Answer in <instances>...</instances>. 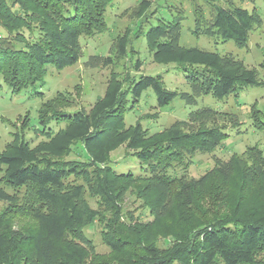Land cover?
<instances>
[{
	"label": "trees",
	"instance_id": "1",
	"mask_svg": "<svg viewBox=\"0 0 264 264\" xmlns=\"http://www.w3.org/2000/svg\"><path fill=\"white\" fill-rule=\"evenodd\" d=\"M112 2L0 0L4 85L14 95L36 92L49 67L62 71L74 66L81 56L80 39L106 31L105 13ZM151 4L142 0L137 17L145 16ZM194 21L195 35L233 40L240 48L262 25L258 12L239 6H216L210 19L196 9ZM181 33L176 19L151 27L145 35L155 63L175 64L187 74L192 92L181 95L187 105H196L201 96L224 99L244 87L264 84L257 70L231 55L183 47ZM127 46L126 36L118 40L119 56L126 55ZM261 68L264 71V62ZM149 89L161 108L178 96L166 89L160 76L135 78L128 89L114 80L89 112L68 114L64 97L45 102L38 113L42 129H36L40 143L33 146L26 137L13 135L0 153V202L8 204L0 214V264H264V148L252 146L245 158L216 161L199 179L178 176L175 170H186L197 152H213L228 139L227 123H209L210 118H228L231 129L240 123L236 114L204 108L159 133L151 134L140 122L127 127L128 97L139 102ZM249 116L254 128L264 131V113L256 105ZM51 122L64 128L47 129ZM76 143L83 144L87 163L62 159ZM121 146L146 165L140 174H117L109 166L111 153ZM129 190L142 200L152 221L124 213L121 199ZM87 192L103 206L102 239L109 249L104 255L85 234L96 218ZM19 212L34 225L17 226L12 215Z\"/></svg>",
	"mask_w": 264,
	"mask_h": 264
},
{
	"label": "rangeland",
	"instance_id": "2",
	"mask_svg": "<svg viewBox=\"0 0 264 264\" xmlns=\"http://www.w3.org/2000/svg\"><path fill=\"white\" fill-rule=\"evenodd\" d=\"M142 0H113L105 13L106 31L94 36H83L80 39L81 56L72 67L62 71L49 67L45 82L38 85L36 92L26 90L14 95L0 79V153L13 141V135L26 137L31 145L40 143L43 139L36 132L41 128L38 113L42 105L57 96L69 101L66 108L68 114L79 110L89 112L98 98L104 96L111 81H120L124 89H128L131 82L139 80L141 76H160L166 89L178 93V96L164 108L159 107L158 99L152 89L145 91L139 102H134L129 96V102L124 114L127 127L140 122L143 129L151 134L159 133L175 123L188 121L192 111L209 108L216 112L236 114L240 126L231 129L229 119L216 116L209 119V123L225 124L229 135L222 145L210 153L197 152L188 160L186 170L176 169L175 174L185 176L187 180L199 179L212 170L216 161L228 162L237 155L245 158L247 149L252 146L264 148V131H258L249 116L250 108L254 105L264 113V84L261 86H247L238 95L217 99L211 95L201 96L197 104L190 106L181 98L184 93H191L186 80L187 74L175 64H157L153 60L152 51L147 45L145 33L161 23H170L178 19L182 25L180 44L186 48H197L222 56L231 55L243 64L255 69L264 82V0H152L151 7L143 17H137L136 9ZM228 6L243 7L250 12L256 11L262 17V25L251 32L249 41L244 48H240L233 40L223 42L204 35H195V11L201 10L210 19L214 7ZM1 31V30H0ZM128 38L127 53L119 56L118 40ZM110 59V60H108ZM140 62V71L135 67ZM64 128L63 123L51 122L47 129L58 132ZM42 129V128H41ZM66 162H88V154L82 143H76L71 152L62 158ZM109 166L117 174L133 173L138 175L146 165L142 163L133 151L121 146L110 155ZM3 170L0 167V180ZM75 178L71 177L73 181ZM77 181V179H76ZM78 183H83L81 180ZM8 192L14 193L8 188ZM85 199L90 210L96 213V218L84 229L86 236L95 245L98 254H107L109 249L104 244L102 232L104 223L100 222L103 206L98 197L89 192ZM124 213L138 221H152L148 209L129 190L121 199ZM8 204L0 202V214L4 213ZM13 221L17 226L32 227V219L22 213H13ZM128 216L124 215L125 219ZM106 218H109L107 214Z\"/></svg>",
	"mask_w": 264,
	"mask_h": 264
}]
</instances>
